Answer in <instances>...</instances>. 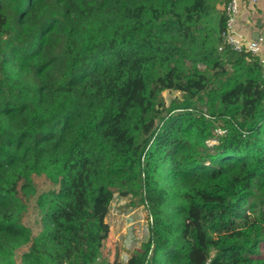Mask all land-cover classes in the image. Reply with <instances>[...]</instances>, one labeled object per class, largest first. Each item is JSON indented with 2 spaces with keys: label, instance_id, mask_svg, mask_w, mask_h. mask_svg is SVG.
<instances>
[{
  "label": "trees",
  "instance_id": "16d2710c",
  "mask_svg": "<svg viewBox=\"0 0 264 264\" xmlns=\"http://www.w3.org/2000/svg\"><path fill=\"white\" fill-rule=\"evenodd\" d=\"M225 1L0 0V264L107 262L116 196L152 224L114 264H264V54Z\"/></svg>",
  "mask_w": 264,
  "mask_h": 264
},
{
  "label": "rangeland",
  "instance_id": "374dc122",
  "mask_svg": "<svg viewBox=\"0 0 264 264\" xmlns=\"http://www.w3.org/2000/svg\"><path fill=\"white\" fill-rule=\"evenodd\" d=\"M217 7L221 10L223 3H218ZM163 96L167 104L170 105L174 98L180 97L181 94L175 90H166L163 92ZM35 182L38 193L51 187V183L43 177H36ZM36 197L24 196L28 204V210L23 216V222L31 226L35 234L40 229V216L36 208ZM107 220L111 225V233L104 242L101 259L119 261L122 255L129 253L127 249L134 252L136 249H141L142 244L148 240L152 216L148 205L142 203L140 197L116 196L111 204ZM27 247L24 246L18 250L17 264H21V255Z\"/></svg>",
  "mask_w": 264,
  "mask_h": 264
},
{
  "label": "built area",
  "instance_id": "2783aa9c",
  "mask_svg": "<svg viewBox=\"0 0 264 264\" xmlns=\"http://www.w3.org/2000/svg\"><path fill=\"white\" fill-rule=\"evenodd\" d=\"M263 0H226L222 11L225 27L222 32L223 44L238 52L253 55L264 54V31L254 33L242 26V17L248 9H257ZM223 49V45L220 46Z\"/></svg>",
  "mask_w": 264,
  "mask_h": 264
},
{
  "label": "crops",
  "instance_id": "0c3cea01",
  "mask_svg": "<svg viewBox=\"0 0 264 264\" xmlns=\"http://www.w3.org/2000/svg\"><path fill=\"white\" fill-rule=\"evenodd\" d=\"M242 26L247 29L251 28V30H253L254 33L264 31V0L260 3V6L257 9L251 8L245 12V14L242 17ZM127 250L129 251V253L122 255L121 259L119 260H126L128 257L132 256L133 251L132 250L130 251V249H127ZM105 260L107 262H104L102 264H114L115 263L113 259H104V261Z\"/></svg>",
  "mask_w": 264,
  "mask_h": 264
}]
</instances>
